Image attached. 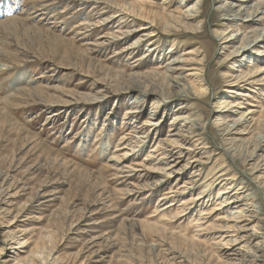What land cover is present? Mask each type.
Here are the masks:
<instances>
[{
	"label": "rangeland",
	"instance_id": "374dc122",
	"mask_svg": "<svg viewBox=\"0 0 264 264\" xmlns=\"http://www.w3.org/2000/svg\"><path fill=\"white\" fill-rule=\"evenodd\" d=\"M130 1L137 19L122 15L116 0H18L10 4L16 8L12 13L0 16V264L35 258L42 264H239L221 258L215 246L221 240L217 219L228 216L220 194L231 184L234 193L243 186L255 197L256 211L245 216L258 219L248 229L264 233V151H253L264 136V82H257L264 74L258 84L245 78L250 70L264 69V55L257 53L264 45L234 57L230 53L243 36L231 48L220 40L246 31L253 41L251 31L264 28V19L243 29L245 12L237 14L241 20L230 17L237 13L231 5L236 0ZM248 3L247 11L264 18V0ZM185 15L197 18L188 21ZM142 17L153 21L157 35L139 44L143 32L137 30L149 25ZM127 18L130 23H120ZM190 51L195 63L181 68L200 64L206 93L185 99L166 77L172 74L169 63L187 60ZM188 73L195 72L183 75ZM226 97L233 106L220 113ZM153 111L159 112L152 121L160 127L144 134L152 129L144 124ZM243 112L249 121L234 132L244 135L228 141L235 136H225L219 120L233 126L230 120ZM126 113L132 119L124 120ZM179 116L203 122L212 164L192 180L196 169L189 168L187 157L180 159L188 166L185 175L153 188L164 179L156 172L167 161L159 159L175 160L183 152L151 153L169 139L170 122ZM219 171H230L232 180L210 190L204 181ZM171 190L177 205L164 212L159 202ZM256 245L264 255L263 237L246 251L254 252Z\"/></svg>",
	"mask_w": 264,
	"mask_h": 264
},
{
	"label": "bare ground",
	"instance_id": "6f19581e",
	"mask_svg": "<svg viewBox=\"0 0 264 264\" xmlns=\"http://www.w3.org/2000/svg\"><path fill=\"white\" fill-rule=\"evenodd\" d=\"M16 1L18 0H0V16H6L8 13H12L14 11V9H16L15 7H11L10 4L12 3H17ZM118 1L117 3V8L118 11L122 14V15H127L129 17H132L133 19H137L136 17V12H135V5L132 1L130 0H116ZM252 1V0H236V4H231L233 6L234 9H237L232 11V13L237 12L236 14H232L230 15V17H233L232 20L233 21H238L241 20L238 16H243L242 14L245 12V14L247 15V17L245 19H242V28L243 29H248L249 27H251V25L262 22V20L264 19L262 18H258V12H249L248 10V2ZM142 4H144L145 2H140ZM100 4V3H99ZM101 5V4H100ZM230 6V5H229ZM264 6V4H263ZM261 6V9H263L264 7ZM47 7V6H45ZM225 7V6H224ZM50 8V7H49ZM48 9V8H43V10ZM46 12H43V14H45ZM257 13V14H256ZM42 14V13H41ZM262 14V13H260ZM120 15H114V19L119 17ZM57 17V16H56ZM41 18V17H40ZM140 18V17H139ZM143 18V17H142ZM197 16H192V15H185L184 19L185 20H191V19H196ZM227 20H231V18H226ZM120 19V18H119ZM168 19V18H167ZM132 20V19H131ZM130 19H124L122 20L120 23L124 25V23H130L131 22ZM182 20V19H181ZM141 21H147L141 20ZM167 21V20H166ZM169 21V19H168ZM176 21V20H175ZM111 22V21H110ZM180 22V21H179ZM149 23V22H148ZM168 23V22H167ZM170 23V22H169ZM168 23V25H169ZM173 24V23H172ZM189 24V23H187ZM261 24V23H260ZM55 25V24H54ZM166 25V24H165ZM171 25V24H170ZM83 26V24H80L79 27ZM121 26V25H120ZM170 27V26H169ZM187 27V26H185ZM164 29V28H163ZM168 29V28H167ZM166 29V30H167ZM171 29V28H169ZM173 29V28H172ZM185 29V28H184ZM121 30V29H119ZM177 30V29H176ZM195 31V30H194ZM137 32H143L141 34V37L139 39V44L141 42L144 41H150L151 39H153L154 37H156V32H155V26L153 21L151 23H149V25H143L140 27L139 30H137ZM255 34V38L253 41H249V37L247 38L245 35L247 32H243V33H239L237 35H230L229 34H223L220 37L221 41H224L223 44H227V46H230V48L233 46V44L239 42V36H243V40L241 43L240 47H236V49L234 51H232L230 53V56H241L243 54H245L246 52H251L252 49L254 47H256V49L262 45H264V28L262 29H255L253 31H251ZM248 34V33H247ZM126 36V35H125ZM225 36H229L228 38H224ZM76 40V39H75ZM253 44V47H250V45ZM262 44V45H260ZM138 44H134L133 47L127 48L125 51H132L137 47ZM152 46V45H151ZM110 47V46H109ZM142 47V46H141ZM262 49H264V46L261 47ZM255 49V50H256ZM136 52V50H135ZM252 53V52H251ZM258 54L264 55L262 52L257 51ZM257 54V55H258ZM126 55V54H125ZM186 55H188L187 60H173L169 63V70L168 72H172L171 75H168L166 77L167 81H169V86L170 87H176V88H180L176 94V96L185 98V99H194L193 95L194 93H198L199 95H203L206 93V89L203 87V80L201 79L202 74H203V69L202 67L199 68V66H201L200 64H196L198 65V67H194L191 70H184L183 68H181V66H191V64L195 63L194 59L192 58V56L194 55L193 51L187 52ZM196 55V53H195ZM264 58V56H262ZM150 58V57H149ZM136 64V63H135ZM181 64V65H180ZM125 71V70H123ZM185 71H192L195 72L193 74H187L186 76L183 75V72ZM241 71V70H240ZM264 74V69H257V70H250L247 73V77H245L246 79H254L253 81H255L254 83L258 84L257 82H261L263 83L264 80H259L256 79L257 77H259L261 74ZM242 75H245V73H242ZM241 75V77H242ZM123 76V75H122ZM139 76V75H138ZM148 76V75H147ZM157 77V76H155ZM240 77V76H239ZM249 77V78H248ZM261 77V76H260ZM245 78H242L245 79ZM147 79V78H146ZM145 79V80H146ZM189 79V80H188ZM241 79V78H240ZM264 79V78H263ZM192 80V81H191ZM259 80V81H257ZM148 81V80H147ZM245 81V80H244ZM249 80H246V82ZM257 81V82H256ZM192 82L196 83L198 85L197 88H193V84ZM241 82V81H240ZM143 83V82H142ZM253 83V84H254ZM167 84V83H166ZM192 84V85H191ZM239 84V83H237ZM149 85V84H148ZM205 85V84H204ZM156 86V85H154ZM153 87V86H152ZM147 88V87H146ZM150 90V89H149ZM237 90V89H236ZM157 91V90H156ZM164 91V90H163ZM172 91V90H171ZM173 92V91H172ZM231 93H234V91H232ZM160 94V93H159ZM198 94L196 96H198ZM160 97V96H159ZM158 97V98H159ZM199 97V96H198ZM68 98V97H67ZM130 99V98H129ZM231 97H226L220 104L221 107L220 109H218V112H223L225 111V109H229L233 106V103L230 102ZM185 108V107H184ZM183 109V107H182ZM227 111V110H226ZM264 111V110H263ZM138 112V111H137ZM184 112V111H182ZM228 112V111H227ZM135 113V112H134ZM152 114L154 116H149L148 119H150V123L148 124H144V126L146 127H152V129L150 130V132L147 130V132H145L144 134H148V133H152V132H156L158 130V128L160 127L159 122L156 121H152L156 120L157 116L159 115V112L157 111H153ZM247 114V112H243L240 117L230 120L231 123H233V126H228V123H226L224 117H222L221 120H219V124L220 126H224V129H222L224 131L225 136H235L232 139L228 140V141H238V139L240 138V135H244L243 133L236 131L235 130L238 129V127L243 126L244 124L248 123L249 120L248 117L246 119H243V117H245V115ZM249 115L253 114V112H248ZM254 115V114H253ZM189 116V115H188ZM191 116V115H190ZM247 116V115H246ZM219 117H221V115H219ZM155 118V119H154ZM191 118V117H190ZM190 118H184L183 116H179L176 117L173 121L170 122V127H169V139L167 140H160L158 142V144L156 145V147L151 151V153H156L157 151H165V152H169L171 153H175L174 150H179V151H187V155H183V152H181V155L178 156V159L175 160H168L165 156H162L159 161H163L166 160L167 162H165V168L162 170L157 171L156 173H159L161 175H163L162 177H164V179H160L157 180L156 182H154L153 188H164L165 186L169 185L168 179H172V178H176L179 177L181 178L183 175H185L186 173V169L188 168V166L183 164V159L185 157H187V164L190 165L189 168H194L196 169L195 172L192 173V176H190V178L193 180L194 178L199 177L198 179H200L201 177V167H205L208 165L212 164V155H210L209 151H211V147L209 146V143L207 142V134L203 125V122L199 119H190ZM132 119L131 114L126 113L124 120H130ZM260 120V119H259ZM143 125V124H142ZM155 127V128H154ZM234 129H233V128ZM140 129H142L141 127H139ZM204 128V129H203ZM232 128V129H230ZM145 129V128H144ZM138 132V131H136ZM140 132V131H139ZM137 134V133H136ZM142 133V135H144ZM131 135V134H130ZM191 135V136H189ZM135 138L137 139H141V136H135ZM146 138V136H144V139ZM258 140V144L255 147V149L253 151H264L263 150V144H264V136L260 135ZM135 140V139H134ZM245 140V139H244ZM141 141V140H140ZM139 141V142H140ZM190 141V142H189ZM135 143V142H131ZM149 143V142H148ZM194 143L196 144V146L194 148H189L190 144ZM138 144V143H137ZM144 144V143H143ZM160 144H162V146H160ZM134 145V144H133ZM148 145V144H147ZM146 145V146H147ZM129 146V144H128ZM137 147V146H135ZM126 146H123L122 148H120L119 150L122 151V149H125ZM144 148V147H143ZM118 150V151H119ZM132 150V149H131ZM135 151V150H134ZM256 153V152H255ZM255 153H253L251 155L250 161L254 160L255 157ZM127 154V153H126ZM124 154V155H126ZM168 154V153H167ZM166 154V155H167ZM185 154V153H184ZM121 156V155H120ZM169 156V155H168ZM122 157V156H121ZM127 157V155H126ZM129 157V156H128ZM214 157V156H213ZM118 158V157H117ZM117 158H113L112 161H116V165L120 166L122 164V160L121 159H117ZM125 158V157H124ZM124 158H122L124 160ZM150 160L153 159V156H149ZM148 158V159H149ZM156 158V157H155ZM264 158V157H263ZM155 160V159H154ZM149 161V160H148ZM170 161V163H169ZM153 162V161H152ZM173 163V164H171ZM114 164V163H113ZM137 164V163H136ZM158 164V163H157ZM124 165V164H122ZM126 165V164H125ZM138 165V164H137ZM143 166V164H141ZM146 166V165H145ZM133 167V166H132ZM200 168L197 170V168ZM114 168V167H113ZM117 168V167H116ZM124 168L126 169H130L127 166H124ZM141 168V167H140ZM137 169V168H136ZM136 169H134V171H136ZM149 169V168H148ZM143 170V169H142ZM153 170V169H151ZM116 171V170H115ZM120 171V170H119ZM127 171V170H126ZM133 171V170H130ZM141 171V170H139ZM200 171V173H198ZM259 171V170H257ZM123 172V171H122ZM145 172V171H144ZM212 172V177H209L208 180L206 179L204 181V183H207V187L211 190L213 188L214 185L218 184V185H225L226 182H228L229 180H232V178L228 177L230 171H224V172ZM136 173V172H135ZM256 173V172H255ZM135 175V174H134ZM254 175V174H252ZM129 176V175H128ZM121 178V177H120ZM179 178H177L179 180ZM128 179V178H127ZM197 180V179H196ZM195 180V181H196ZM191 181V180H190ZM198 181V180H197ZM236 181V180H235ZM153 182V181H152ZM210 182V183H209ZM191 183V182H190ZM189 183V184H190ZM203 183V184H204ZM209 183V184H208ZM224 183V184H223ZM138 185V184H137ZM202 185V184H201ZM264 185V184H263ZM146 186V185H145ZM148 186H151L150 184ZM147 186V187H148ZM212 186V188H211ZM141 187V186H140ZM186 186L183 184L181 185L180 189H184ZM138 188V187H137ZM193 186H189V189H192ZM208 188L205 189L204 192H202V195H207L208 194ZM234 188H235V184H231L230 186L226 187L225 191H223L220 195H222V199H224V201H222V209L224 211H226L228 213V216L226 217H221L219 216V218L217 219L220 223H222L221 229L219 230V234L216 236L217 239H221L220 241H218L215 246L216 249L218 251L219 254H221V258H226L227 260H230L231 262H238L239 264H248V263H253V264H262L264 263V255H262V251L261 248L256 245L254 247H256V250L254 252H252L251 250H247V248H249V245H251V243L257 238V237H263L264 238V233L262 234V232H255L254 234L249 233L250 231L252 232L251 229H248V227L253 224L252 220H257L258 217L257 215L253 214L248 216V218H246V214L245 213H250L251 211H256V207H255V202L253 200V198L255 199V197H252V195L250 196L248 194V190L243 187L240 186V188H238V192L234 193ZM178 189V190H180ZM200 189V188H199ZM262 189H264V186L262 187ZM140 190V189H139ZM177 191V190H176ZM183 191V190H182ZM142 192V191H141ZM179 192V191H178ZM153 193V192H152ZM175 194V192H173V190H171L168 194H165V196H163L160 199V206L162 211L166 212V211H170L173 207H176L177 205V200H175L176 198H174L175 196L173 195ZM139 195V194H138ZM154 195V193H153ZM230 195H233L231 200L225 201ZM148 196V195H147ZM219 196V195H218ZM226 196V198H225ZM178 197V196H177ZM192 199V198H191ZM201 198L198 196L195 201H199ZM194 200V199H192ZM253 201V202H252ZM256 201V200H255ZM259 202V201H258ZM188 203V202H186ZM190 203V202H189ZM197 203V202H196ZM220 204V203H219ZM218 204V205H219ZM182 205V204H181ZM188 205V204H187ZM194 205V204H193ZM217 206V205H216ZM260 206V205H259ZM217 208V207H216ZM215 208V209H216ZM214 210V209H213ZM221 210V209H220ZM159 211V210H158ZM161 211V212H162ZM216 210H214L215 212ZM185 212V211H183ZM213 211H211L212 213ZM255 213V212H254ZM159 212L156 214L158 215ZM213 215V214H212ZM184 216V214H177V221L182 220V217ZM260 216V215H259ZM208 217V216H207ZM206 217V218H207ZM174 218V217H173ZM245 218V219H244ZM244 219V220H243ZM260 219V218H259ZM168 220V219H167ZM166 220V222H167ZM259 221V220H258ZM163 222V221H162ZM207 222V221H206ZM205 222V223H206ZM161 223V222H160ZM218 225V224H217ZM220 226V225H219ZM217 228V227H216ZM215 228V230H216ZM220 228V227H219ZM218 228V229H219ZM258 228V227H257ZM209 229V228H208ZM217 229V230H218ZM264 229V228H263ZM201 235V234H200ZM261 246L263 245V243L260 244ZM215 248V247H214ZM245 255H248V259L247 257H244ZM31 258V257H30ZM41 258V257H40ZM249 258H253V260H250ZM36 259V258H35ZM34 259V260H35ZM34 260H28L23 264H42L41 261H38V263H35ZM226 260V261H227ZM44 261V260H43ZM228 263V262H226ZM44 264V263H43ZM222 264V263H221ZM230 264V263H229ZM237 264V263H236Z\"/></svg>",
	"mask_w": 264,
	"mask_h": 264
}]
</instances>
